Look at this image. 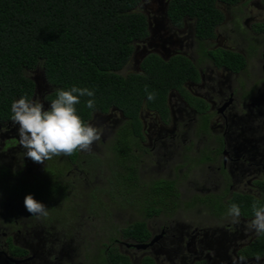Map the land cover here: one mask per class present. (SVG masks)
<instances>
[{
    "label": "flooded vegetation",
    "instance_id": "1",
    "mask_svg": "<svg viewBox=\"0 0 264 264\" xmlns=\"http://www.w3.org/2000/svg\"><path fill=\"white\" fill-rule=\"evenodd\" d=\"M170 1L143 0L149 33L121 70L142 72L151 54L189 61L166 109L143 105L137 119L117 107L94 112L86 124L100 140L43 164L25 156L18 125L0 119V264H111L116 254L132 264H264V234L248 227L251 203L264 206V0L254 9L252 0L218 1L224 17L206 38L193 17L170 18ZM29 75L39 84L31 100L48 109L51 84L38 68ZM160 169L165 175H155ZM27 194L46 205V217L26 210ZM232 203L239 218L228 214ZM59 206L70 213L56 216ZM129 208L137 215L123 221ZM136 222L145 232L128 235Z\"/></svg>",
    "mask_w": 264,
    "mask_h": 264
},
{
    "label": "trees",
    "instance_id": "2",
    "mask_svg": "<svg viewBox=\"0 0 264 264\" xmlns=\"http://www.w3.org/2000/svg\"><path fill=\"white\" fill-rule=\"evenodd\" d=\"M218 1L234 4L239 0H171L168 15L176 23H182L185 16L193 17L198 36L206 38L224 17L216 6ZM142 3L0 0V119L11 118L15 100L25 96L31 100L35 82L29 72L37 68L52 86L49 102L59 89L76 86L94 91V108L86 106L87 100L93 99L87 96L75 106L85 123L94 112H107L112 107L135 119L143 105L166 109L168 89L187 76L192 67L189 61L184 57L165 61L151 54L144 59L142 72L125 75L121 71L132 57L135 41L149 33L147 17L140 9ZM146 87L155 93L154 100L147 98ZM75 153L78 156V150ZM136 228L145 232V224L136 222L127 228V234ZM112 259L111 264H132L121 254ZM143 264L153 262L146 259Z\"/></svg>",
    "mask_w": 264,
    "mask_h": 264
},
{
    "label": "clouds",
    "instance_id": "3",
    "mask_svg": "<svg viewBox=\"0 0 264 264\" xmlns=\"http://www.w3.org/2000/svg\"><path fill=\"white\" fill-rule=\"evenodd\" d=\"M147 98L155 99V93L148 92ZM93 97L87 100V107H95L94 91L87 87L73 86L69 90H57L56 98L45 109L43 103L29 100L26 96L11 104V119L18 125L19 144L25 150V156L34 163L43 164L54 156L72 155L77 150L87 151L94 142L101 138V133L91 124H86L77 113L76 105L81 97ZM26 210L33 216L46 217V205L37 200L33 194L24 198ZM254 218L248 227L258 235L264 234V206L253 202ZM228 214L239 218L241 210L238 204L232 203ZM242 262L244 257L239 258ZM261 259L259 256L257 260Z\"/></svg>",
    "mask_w": 264,
    "mask_h": 264
},
{
    "label": "rangeland",
    "instance_id": "4",
    "mask_svg": "<svg viewBox=\"0 0 264 264\" xmlns=\"http://www.w3.org/2000/svg\"><path fill=\"white\" fill-rule=\"evenodd\" d=\"M261 0H252L251 2V7H252V9H254V7L255 6H258L259 4V2H260ZM143 6V5H142ZM219 6H221V5H219ZM144 8V7H143ZM142 7L140 8L142 11H144V9H143ZM226 27H225V29H227V31L226 32H229L230 31V28H231V24H230V22L229 21H227V24L225 25ZM129 71H132L131 69H124L122 72L124 73V74H127ZM127 72V73H126ZM103 167V166H102ZM105 168V167H104ZM145 170L146 169H148L147 168V165H145ZM203 171V170H202ZM201 171V172H202ZM165 175V170L164 169H160L159 171H157L156 172V174L155 175ZM98 176H100V173H99V175ZM94 179H96V177L94 178ZM98 180V179H97ZM85 187V186H84ZM84 187H81L82 188V191L83 192H85V189H84ZM191 191L192 190H190V189H188V191L186 192V196L188 197L190 194H191ZM82 192V193H83ZM97 193H98V191H97ZM92 194H95L94 193V191L92 190ZM88 195H89V193H88ZM97 198V197H96ZM77 200H79V199H77ZM110 201H113V203H112V205H114L113 207H115V198H113V200H110ZM89 202V201H88ZM92 203V204H91ZM188 204H190V202L188 203ZM88 205V203H87V201L86 200H84V199H82V198H80V201H79V203L78 204H76V210L77 211H80V212H84L85 211V209H86V206ZM117 205V204H116ZM89 206L91 207V208H93V210L94 209H96L97 210V212L100 210V207H98V204H95V199L94 200H92V201H90V203H89ZM187 208H189L188 206H187ZM74 209H75V204H74ZM65 209H62L60 206H59V208H56V211L57 212H59L58 214H56V216H60V217H62L64 214H68L67 212H69V211H64ZM115 211H117V209H115ZM198 209L196 208L195 209V212H193V213H191V214H189V216L188 217H192V219L194 220V221H197V220H199V218L197 217V213H198ZM87 212H88V210H87ZM70 213V212H69ZM85 213V212H84ZM83 213V214H84ZM127 218H124L123 219V221L124 220H127V219H133L134 218V215L136 216L137 214H133V210H132V208H129V210L127 211ZM202 216H203V220H205L207 217L206 216H209V214H208V212L206 211V212H203L202 213ZM187 217V216H186ZM84 219V218H83ZM96 221L98 222V219H96ZM164 221V219L163 218H161V219H157V222H159V223H161V222H163ZM83 231H85V230H83Z\"/></svg>",
    "mask_w": 264,
    "mask_h": 264
},
{
    "label": "water",
    "instance_id": "5",
    "mask_svg": "<svg viewBox=\"0 0 264 264\" xmlns=\"http://www.w3.org/2000/svg\"><path fill=\"white\" fill-rule=\"evenodd\" d=\"M168 3H169V2L165 3V12H167V9H168V8H167V6H168ZM41 78L43 79V81H47V79H46L45 75H44V76H42ZM35 82H36V85H37V86H39V84H38V81H36V80H35Z\"/></svg>",
    "mask_w": 264,
    "mask_h": 264
}]
</instances>
